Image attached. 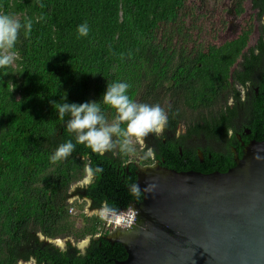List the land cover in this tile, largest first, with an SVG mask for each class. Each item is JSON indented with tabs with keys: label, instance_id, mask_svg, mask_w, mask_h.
Here are the masks:
<instances>
[{
	"label": "trees",
	"instance_id": "obj_1",
	"mask_svg": "<svg viewBox=\"0 0 264 264\" xmlns=\"http://www.w3.org/2000/svg\"><path fill=\"white\" fill-rule=\"evenodd\" d=\"M189 10L197 19L187 24ZM0 13L32 20L30 34L21 30L13 64L0 69V264L124 261V245L109 238L105 219L83 213L86 205L120 213L142 200L140 166L226 172L252 140H264V33L258 46L248 47L252 27L205 49L193 38L200 17L187 0H0ZM85 22L89 34L78 37ZM117 80L131 85L137 103L165 111L164 132L141 137L144 147L130 145V152L117 146L97 153L76 144L53 163L57 147L75 143V136L52 102L99 101L106 82ZM101 108L111 123L114 110ZM180 122L186 133L177 136ZM238 135L242 145L235 144ZM200 137L227 147L188 143ZM88 173L91 182L80 185ZM74 197L85 202H71ZM86 238L82 252L74 242ZM58 239L66 240L65 249L48 241Z\"/></svg>",
	"mask_w": 264,
	"mask_h": 264
},
{
	"label": "water",
	"instance_id": "obj_2",
	"mask_svg": "<svg viewBox=\"0 0 264 264\" xmlns=\"http://www.w3.org/2000/svg\"><path fill=\"white\" fill-rule=\"evenodd\" d=\"M137 188L135 224L109 236L127 252L115 264H264V140L226 172L140 166Z\"/></svg>",
	"mask_w": 264,
	"mask_h": 264
},
{
	"label": "clouds",
	"instance_id": "obj_3",
	"mask_svg": "<svg viewBox=\"0 0 264 264\" xmlns=\"http://www.w3.org/2000/svg\"><path fill=\"white\" fill-rule=\"evenodd\" d=\"M22 29L26 36L30 34L32 20L26 19L21 23L14 15L0 13V69L13 64L16 56L14 49ZM89 31L86 22L77 26L78 37H87ZM130 87L129 83L117 80L106 82V89L99 101L74 103L68 102L67 96L63 98V103L53 101L58 119L64 121L67 117L65 128L75 136V143L68 140L60 144L51 161L55 163L70 156L76 144L85 145L97 153L113 150L117 146L121 151L130 152L132 137L140 138L150 132L161 133L167 123L165 111L158 104L134 101L129 95ZM101 104L114 110L111 123L106 119ZM132 191L137 192L135 186Z\"/></svg>",
	"mask_w": 264,
	"mask_h": 264
},
{
	"label": "flooded vegetation",
	"instance_id": "obj_4",
	"mask_svg": "<svg viewBox=\"0 0 264 264\" xmlns=\"http://www.w3.org/2000/svg\"><path fill=\"white\" fill-rule=\"evenodd\" d=\"M208 1H211V0H200L201 5L199 8L202 9V13H197L195 10H194V13L199 14L197 16H199L200 19H203V20L208 19V21H210L211 18L212 19L214 17L217 18L216 24L210 25L211 33H214V32L222 33L223 31H225V28H227L228 36H226V41L220 44L219 47L223 45L224 43H226L227 41L236 39L238 36L242 34L243 28L240 26L239 23H236V19L239 18V16L243 17L244 12L247 15H249L250 18H254L256 42L253 47L258 46L261 35L262 33H264V28H262V26H264V10L262 8V6H264V0H214L215 5L212 8L208 7ZM220 4H222V8L218 10L217 6H219ZM245 6H247L248 8L247 12L244 10ZM190 9H192V7ZM239 9H243L240 15L237 14V10L239 11ZM191 12L192 10H189L190 16H191ZM226 18H229V19H226ZM251 27L252 25H250V27H248V29L246 30H250ZM229 36L231 37V40H227ZM248 47L250 46L248 45ZM163 132H164V129L161 133L159 134L156 133V134L158 136V135H161ZM185 133H186L185 123L180 122L179 127H178L177 136L181 134H185ZM247 135H249V131L247 132ZM237 137L238 139L235 144L242 145L243 137L240 135H238ZM188 143L194 147L200 146L202 149H205L206 146L210 144V146L216 148L217 151H223L227 147L226 142L222 140L212 141V139H207L205 137L190 139ZM200 158L202 161L204 160L202 158V155Z\"/></svg>",
	"mask_w": 264,
	"mask_h": 264
},
{
	"label": "rangeland",
	"instance_id": "obj_5",
	"mask_svg": "<svg viewBox=\"0 0 264 264\" xmlns=\"http://www.w3.org/2000/svg\"><path fill=\"white\" fill-rule=\"evenodd\" d=\"M200 0H187V7L188 8H193V10H195L197 13H202V9L199 8L200 7ZM215 5L214 0L208 1V7H213ZM222 8V4H220L219 6H217V9L220 10ZM244 10L247 12L248 8L247 6L244 7ZM196 13V14H197ZM199 15V14H197ZM193 18V19H192ZM196 16H190L187 19H184V21H186L187 24H189L190 21L192 20H196ZM229 19V18H226ZM217 21V18L214 17L213 19L211 18L210 21H208V19H199V21L197 22V26L199 27V31H196L195 34H193V38L198 42L199 45H201L202 47H204L205 49H207L209 46L211 45H215V46H219L220 44H222L224 41H226V36H228V32H227V28H225V31H223L222 33H211L210 32V25H215ZM236 23H239L240 26L243 28V30L248 29V27H250V25H252L253 29L249 38V46L253 47L255 42H256V33H255V23H254V18H250L249 15H247L245 12L243 14V17H240L236 19ZM186 24V25H187ZM238 24V25H239ZM227 40H231V37L229 36ZM243 90H242V98L244 99V95H243ZM133 148L136 147V145H138V147L143 148L144 147V142L143 140L140 138H133L131 139V144H130ZM92 178L91 173L87 174V178L80 183L83 185H86V183H90ZM75 189V186L73 188V190ZM78 198L74 197L72 198L71 202L77 200ZM79 200V199H78ZM80 203L85 202L84 200H79ZM80 211L79 208H74L72 210V214L73 215H79ZM85 214H87L88 216H92L95 214H98L101 218L103 219H107L106 216V211H101V212H95V211H91L88 206H85L84 212ZM108 221V219H107ZM108 224V222H106ZM83 225V221L81 220L80 217L77 218V227H81ZM109 225V224H108ZM107 225V226H108ZM110 227V226H108ZM110 234L109 236L112 238H121L122 236V232H118L113 228H109ZM42 240H45L44 237L41 236ZM52 241L56 246H58L61 249H65L66 247V240L63 239H58V240H50ZM90 242V238H86L78 243L74 244L82 251L84 252V250L86 249V247L88 246ZM21 264H36L34 260H32L31 262L28 263H21Z\"/></svg>",
	"mask_w": 264,
	"mask_h": 264
},
{
	"label": "built area",
	"instance_id": "obj_6",
	"mask_svg": "<svg viewBox=\"0 0 264 264\" xmlns=\"http://www.w3.org/2000/svg\"><path fill=\"white\" fill-rule=\"evenodd\" d=\"M106 216L108 219V221L107 219H105L106 222H108L109 226L113 229H129L136 222L137 212L131 206L129 209L124 210L120 213H106Z\"/></svg>",
	"mask_w": 264,
	"mask_h": 264
}]
</instances>
